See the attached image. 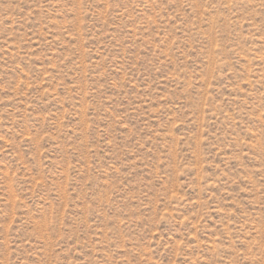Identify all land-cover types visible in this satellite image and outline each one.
Instances as JSON below:
<instances>
[{
	"label": "rangeland",
	"instance_id": "1",
	"mask_svg": "<svg viewBox=\"0 0 264 264\" xmlns=\"http://www.w3.org/2000/svg\"><path fill=\"white\" fill-rule=\"evenodd\" d=\"M0 264H264V0H0Z\"/></svg>",
	"mask_w": 264,
	"mask_h": 264
}]
</instances>
